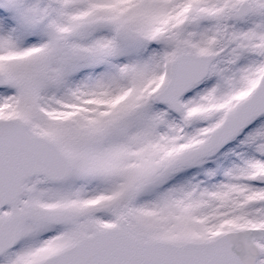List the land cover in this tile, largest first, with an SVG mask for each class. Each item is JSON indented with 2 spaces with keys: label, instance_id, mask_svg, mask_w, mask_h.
Listing matches in <instances>:
<instances>
[{
  "label": "snow or ice",
  "instance_id": "obj_1",
  "mask_svg": "<svg viewBox=\"0 0 264 264\" xmlns=\"http://www.w3.org/2000/svg\"><path fill=\"white\" fill-rule=\"evenodd\" d=\"M0 264H264V0H0Z\"/></svg>",
  "mask_w": 264,
  "mask_h": 264
}]
</instances>
